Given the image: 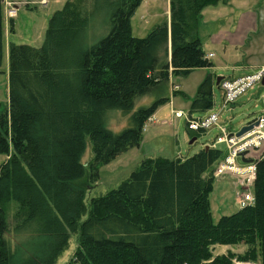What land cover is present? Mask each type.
I'll list each match as a JSON object with an SVG mask.
<instances>
[{
  "label": "trees",
  "instance_id": "obj_1",
  "mask_svg": "<svg viewBox=\"0 0 264 264\" xmlns=\"http://www.w3.org/2000/svg\"><path fill=\"white\" fill-rule=\"evenodd\" d=\"M104 1L109 31L90 46L85 0H67L51 16L42 46L9 44V106L0 113V154L7 156L0 167V264H56L74 233L78 247L68 264H264V154L256 160L254 200L217 221L210 194L223 151L207 146L186 158H145L118 188L93 197L82 221L100 166L140 145L146 122L179 92H172V76L214 66L200 38L202 11L227 2L170 0V26L139 38L132 18L144 0ZM78 36L72 59H63L67 40ZM217 78L201 82L191 113L212 108ZM147 97L153 102L136 109ZM111 110L128 117L120 132L106 125ZM203 132L190 130L193 139ZM88 138L95 157L84 164ZM219 245L245 251L214 254Z\"/></svg>",
  "mask_w": 264,
  "mask_h": 264
},
{
  "label": "rangeland",
  "instance_id": "obj_2",
  "mask_svg": "<svg viewBox=\"0 0 264 264\" xmlns=\"http://www.w3.org/2000/svg\"><path fill=\"white\" fill-rule=\"evenodd\" d=\"M66 1L4 0L5 31L3 58L0 66V113L9 106V44L42 46L51 16L62 9ZM258 1L254 0L253 3V0H230L229 5L218 4V6H210L205 11L200 28V37L207 53H214L210 57L214 66L196 69L187 76H172L171 89L173 88V90L180 92L175 93L173 91L176 94L173 95L174 104L167 102L146 122L143 130V141L140 145L127 148L100 166L97 181H92L93 188L88 189L86 193L85 204L87 211L83 215L82 221L87 219L89 215L92 198L118 188L139 167L145 158L166 157L173 159L193 156L204 149L208 143L214 142L217 135L221 134L219 125H214L202 134L196 135L195 140L192 141L194 137L191 136L188 127L190 115L193 118H201L207 117L211 113L222 111L220 125L230 129L231 132H237L244 125L264 114V88H261L259 84L237 98L233 109H225L224 111L222 108L223 92L215 84L212 108L206 111L190 112V103L195 98L199 85L208 74L224 78L240 77L254 73L257 68H254L253 64L264 63V1H259V4H263L260 9H255L257 13H260L257 28L248 34L241 45H233L231 41L233 34H237L238 23L242 15L253 12L254 9H250V7L253 4L255 7L259 5ZM108 5V2L104 0H85V2L80 4L81 9L90 18L85 31L88 46L99 41L109 31ZM210 11H214V14H216L213 15V18L209 17ZM170 13V0H144L132 18L134 36L143 38L155 26L164 22L169 24ZM10 26L13 27V30H10ZM79 36L81 37L80 34ZM79 36L75 41L73 39L67 40V45L61 53L64 57L63 59H72L73 49L76 48L80 40L78 39L80 38ZM64 54H66V57ZM238 65L245 66L240 68ZM152 102V98H141L137 101L136 109L142 105H150ZM180 111H183L185 116L178 118L176 113ZM106 125L109 129L120 132L128 126V117L123 116L119 110H111L107 115ZM217 148L223 151L222 158H224L226 155L225 144H218ZM94 157L93 143L88 138L82 162L89 164ZM6 159L7 156L5 154H0V167ZM237 163H243L242 158L239 157ZM223 178H215L214 189L210 194L214 221H217L222 215L235 213L242 206L241 189L237 186L236 179ZM11 219L12 215L10 214ZM223 246H217L214 249V254H222L229 251L226 246ZM77 247L78 233H74L70 239L69 246L61 253L56 264H68ZM228 247L238 253L245 251L243 246L230 245ZM246 262L261 264V262Z\"/></svg>",
  "mask_w": 264,
  "mask_h": 264
},
{
  "label": "built area",
  "instance_id": "obj_3",
  "mask_svg": "<svg viewBox=\"0 0 264 264\" xmlns=\"http://www.w3.org/2000/svg\"><path fill=\"white\" fill-rule=\"evenodd\" d=\"M212 55H208L211 57ZM264 66L258 68L254 73L243 75L240 77L224 78L220 82V88L223 92V111L234 107L237 98L244 95L249 89L259 84L264 88ZM185 116L183 111L177 112L176 117ZM222 111L219 113H211L207 117L193 118L189 117L188 127L190 130H204L219 125L221 134L217 135L214 142L208 143L207 146L217 148L218 144H225L226 155L221 158L214 166L213 175L217 179L231 176L236 179L237 186L240 187L242 196V206L254 200V184L257 177L256 160L264 154V114L247 123L254 124L253 129L242 136H237V132H231L230 129L220 125ZM242 158L252 162L243 160L238 164L237 159ZM235 264H250L249 262L235 261Z\"/></svg>",
  "mask_w": 264,
  "mask_h": 264
},
{
  "label": "crops",
  "instance_id": "obj_4",
  "mask_svg": "<svg viewBox=\"0 0 264 264\" xmlns=\"http://www.w3.org/2000/svg\"><path fill=\"white\" fill-rule=\"evenodd\" d=\"M8 1V0H7ZM259 1H261V0H259ZM259 1H258V4H259ZM262 1H264V0H262ZM143 3V2H142ZM253 3H254V0H253ZM252 3V4H253ZM219 4H223L224 6H226V5H229L230 4V0H227V2H225V3H219ZM263 3H261V4H259V5H256V7L254 6V4L252 5V7H250V9L252 8V9H254L253 10V12H250V13H248V14H244V15H242V17H241V20H240V22L238 23V31H237V34L236 35H234L233 34V37H232V39H231V41H232V43H233V45H241L242 43H244V41H245V39H246V37L248 36V34L252 31V30H254V29H256L257 28V24H258V20H259V18H260V13H257L256 12V10L259 8L260 9V7H261V5H262ZM218 6V5H217ZM208 8H210V6H208V7H206L203 11H202V21H201V25H202V22H203V19H204V16H205V11L208 9ZM256 9V10H255ZM6 10V9H5ZM215 12L214 11H210L209 12V17H211V18H213V15H216V14H214ZM263 15H264V11H263ZM170 22V21H169ZM169 26H170V23H169ZM200 28H201V26H200ZM201 38V37H200ZM202 40V39H201ZM202 43H203V41H202ZM244 45V44H243ZM203 47H204V44H203ZM204 50H205V48H204ZM205 52H206V54L207 55H214V53L213 52H208L207 53V51L205 50ZM211 56V57H212ZM242 66H245V65H242ZM241 65H238V67H242ZM264 66V63H255V64H253V67L254 68H260V67H263ZM180 87V86H179ZM179 90H180V88H179ZM174 90H173V88H172V92H173ZM180 93V92H179ZM170 103H172V104H174V100H173V95H171V100H170ZM160 109V108H159ZM158 109V110H159ZM157 110V111H158ZM176 111V110H175ZM175 111H174V115H175ZM155 115V114H154ZM153 115V116H154ZM152 118V117H151ZM226 178H233V177H231V176H226L225 177V179ZM224 179V178H223ZM217 247V246H216ZM215 247V248H216ZM224 247V246H223ZM226 248L227 249H231V248H229L228 246H226ZM232 250V249H231ZM236 252V251H235Z\"/></svg>",
  "mask_w": 264,
  "mask_h": 264
},
{
  "label": "water",
  "instance_id": "obj_5",
  "mask_svg": "<svg viewBox=\"0 0 264 264\" xmlns=\"http://www.w3.org/2000/svg\"><path fill=\"white\" fill-rule=\"evenodd\" d=\"M223 77H218L215 81V84L219 85V83L221 82ZM264 83V82H263ZM258 122L254 123V124H249V125H244L238 132H237V136H242L243 134L251 131L254 127V125H257ZM195 139H192V141H194ZM191 141V142H192ZM209 147V146H207ZM244 161H247V162H252L253 160L252 159H249V160H246V159H243Z\"/></svg>",
  "mask_w": 264,
  "mask_h": 264
}]
</instances>
